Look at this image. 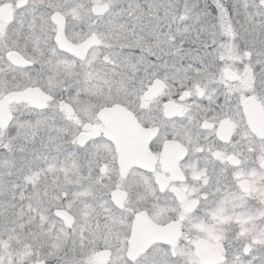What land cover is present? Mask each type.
<instances>
[{
    "label": "snow or ice",
    "instance_id": "1",
    "mask_svg": "<svg viewBox=\"0 0 264 264\" xmlns=\"http://www.w3.org/2000/svg\"><path fill=\"white\" fill-rule=\"evenodd\" d=\"M0 264H264V0H0Z\"/></svg>",
    "mask_w": 264,
    "mask_h": 264
}]
</instances>
